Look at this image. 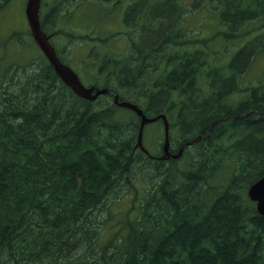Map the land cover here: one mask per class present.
<instances>
[{
  "label": "trees",
  "instance_id": "16d2710c",
  "mask_svg": "<svg viewBox=\"0 0 264 264\" xmlns=\"http://www.w3.org/2000/svg\"><path fill=\"white\" fill-rule=\"evenodd\" d=\"M84 1L93 0H58L42 12L41 25L47 32L62 22L71 28ZM95 1L103 8L111 2ZM154 1L130 7L126 0L124 25L132 32L151 29L186 12L179 0ZM223 3L218 13L226 38L264 18V0ZM137 6L143 15L134 12ZM176 30L149 52L130 35L137 57L105 61L93 86L110 89L150 117L165 114L171 143L180 145L175 153L209 133L185 148L181 158L193 154L187 168L180 158L145 155L137 147L136 114L115 105L111 94L94 102L75 95L37 47L43 64L26 80L0 81V264H264V216L247 197L248 187L264 177V78L258 85L238 83L254 58H264V24L248 30L260 35L223 68L208 65V44L197 54L157 62L181 39ZM157 65L173 66L153 78ZM163 97H172L171 105L161 107ZM145 160L149 175L158 173L149 182L158 178L157 184L131 202L121 236L101 242L94 215L120 200L110 196L118 185L134 183Z\"/></svg>",
  "mask_w": 264,
  "mask_h": 264
},
{
  "label": "rangeland",
  "instance_id": "374dc122",
  "mask_svg": "<svg viewBox=\"0 0 264 264\" xmlns=\"http://www.w3.org/2000/svg\"><path fill=\"white\" fill-rule=\"evenodd\" d=\"M114 1L111 0L110 4L120 3L121 0H116L117 3H114ZM143 1L140 0L137 5H142ZM134 2V0H130V7L134 5ZM150 2L152 4L155 3L154 0H150ZM163 2L165 4L175 5L173 0H164ZM44 3L46 11L50 6L56 7L58 0H44ZM179 3H183L184 5L182 8L183 11H186L184 14L170 15L172 16L170 18L171 20L160 24L161 26L158 23L152 25L151 29L139 26V28L135 27V30L132 32L131 26L129 27V25H124L123 23V17L129 9L123 12V8L120 9L118 6L108 5L107 8H103L102 5L104 4L96 2L95 0L92 2L84 1L78 6L77 11L71 18V28L67 27L63 22L60 26L55 24L56 30L63 28L70 32H66L70 36L59 33V36L55 38V44L62 59L80 74L79 77L82 83L89 87L95 83V79L99 76L98 69L105 61H113L114 59L116 61H122L132 55L135 58L137 57V51L133 48L134 46L130 35L137 37V41H135L136 44L138 43L137 46L145 48L149 52V48L155 42L158 44L161 43L163 36H170L175 28L177 30L181 28V39L178 40L175 46L171 45L167 49V52L163 55L164 59L162 56H158L156 58L157 62H163L170 58L174 59L185 53L197 54L204 51L208 44V53L210 55L208 57V65L223 68L231 62L234 54L241 47L247 42L252 41L255 36L260 35L259 31L248 33V30L264 24V18L253 21L247 24L244 30L238 29L232 37L226 38L225 34L227 31L223 23V17L218 13L219 9L225 7L223 0H180ZM21 6L22 0H12L7 13L4 12L1 19L0 41L2 46H4L0 51L1 82H5L11 78L15 79L16 77L26 80L27 75L36 70V65L43 64L42 58L34 51V47L27 48L21 44V38L26 43L30 42V36L27 34V31L29 33V28L27 22L24 20ZM105 9L108 12L106 17L104 16V19L102 15H104L103 12ZM140 10L141 8L137 6L134 12L142 13ZM178 18L182 21L181 23L177 21ZM53 28V25L49 26V29L52 30ZM243 32H247L249 38L243 37ZM14 33L17 34L13 35ZM152 34L154 36L148 39ZM218 35H221L222 38ZM103 37L109 41L105 43V39H99ZM186 41L188 42L187 44ZM167 47L168 45H166ZM254 60L248 73L240 78L239 85L243 87L258 85L260 80L264 78V58H254ZM237 62L238 58L235 60L236 64ZM173 65H169L167 71ZM165 67V65H157L154 73L151 70L153 78L164 75L163 73L166 71ZM102 77V75L99 77V82H102ZM209 79H212V77L210 76ZM100 86H104V84H100ZM120 94H127V91L122 90ZM164 100L165 97L162 98L161 107L171 105L172 97H168L165 102ZM67 108L65 107L64 109L67 110ZM163 142L164 130L161 123L157 122L145 128L144 145L151 154L156 156L161 155ZM179 146L176 147L174 143L172 144V148L175 150ZM192 156L190 154L186 156L185 154L183 158H180V166L187 168V164L192 160ZM148 167L151 168L152 165L148 164V162L146 163L145 160V165H140L139 167V173L134 183L130 186L118 185L115 192L110 196L112 201L121 196L120 200L114 202L109 208L103 207L94 215L101 222L99 233L101 242L108 244L113 237L119 238L121 236H119V229L123 225L121 218L128 214L129 208L132 206L131 202H133L135 197L141 198L157 184L158 178L149 182L158 173L154 172L150 176ZM153 168L155 169L154 166ZM138 202L141 205V201L137 200L136 204ZM253 204L256 206L255 203ZM108 209H110V213H108Z\"/></svg>",
  "mask_w": 264,
  "mask_h": 264
},
{
  "label": "water",
  "instance_id": "95a60500",
  "mask_svg": "<svg viewBox=\"0 0 264 264\" xmlns=\"http://www.w3.org/2000/svg\"><path fill=\"white\" fill-rule=\"evenodd\" d=\"M43 0H28L25 8L26 21L33 37L36 46L40 49L45 56L54 72L62 83L68 87L78 97L88 100L90 102L96 101L100 96L111 94L108 89L97 88L95 86H85L79 74L69 65L65 64L59 57L57 49L50 42L49 36L44 31L40 21V11L42 8ZM114 104L120 108L132 111L140 119L138 142L137 147L145 154H149V151L144 146V130L147 125L155 123L159 120L163 121L164 127V142L162 146L163 155L159 158L161 160L178 159L187 145H193L203 137H199L188 143H184L181 146L180 151L177 154L171 152V125L165 114H160L154 117H149L139 105L132 102L120 101L119 95L114 93ZM247 197L256 203L257 212L264 216V177L256 181L254 184L248 187Z\"/></svg>",
  "mask_w": 264,
  "mask_h": 264
},
{
  "label": "flooded vegetation",
  "instance_id": "af4514ba",
  "mask_svg": "<svg viewBox=\"0 0 264 264\" xmlns=\"http://www.w3.org/2000/svg\"><path fill=\"white\" fill-rule=\"evenodd\" d=\"M27 1H28V0H22V6H21V8H22V14H23V17H24V20H25V21H26V17H25V8H26V3H27ZM80 1H81V0H77V2H79V3H80ZM109 1H111V0H109ZM125 1H126V0H121L120 3H117V1L115 0L114 3H117V4H110V5L118 6V7H120V9L123 8V12H124V11H126ZM134 1H135V4L137 5V3H138L140 0H134ZM142 1H143V0H142ZM123 2H124V5H123ZM11 3H12V0H0V38H1V19H2L3 15H4V12L7 13V10H8V8L11 6ZM44 10H45V4H42L41 11L44 12ZM138 14H139V15H143V13H138ZM41 17H42V15L40 16V19H41ZM24 23H25V22H24ZM27 25H28V24H27ZM25 26H26V23H25ZM16 34H17V33H14L13 35H16ZM27 34L30 36V42H27V43H26V41H25L24 39L21 38V44H22L23 46L27 47V48H29V47H37L36 44H35V42H34V40H33V37H32V35H31L30 30H29V33H28V31H27ZM47 35L49 36L50 42H51V43L53 44V46L57 49L56 45H55L54 42H53L52 36L49 35L48 33H47ZM19 46H20V45H19ZM3 47H4V46H2V43H1V41H0V51L3 49ZM57 51H58V50H57ZM113 102H114V98H113ZM149 117H150V116H149ZM139 121H140V120H139ZM157 122L161 123L162 126H163V121H162V120H159V121H157ZM157 122H155V123H157ZM155 123H152V124H155ZM149 125H151V124H149ZM149 125H147V126H149ZM147 126H146V128H147ZM163 130H164V127H163ZM171 152H172V153H175V152H176L175 149L172 148V143H171ZM145 155H147L148 157H150V158H152V159H157V157H153L154 155H153V154H150V152H149V154H145Z\"/></svg>",
  "mask_w": 264,
  "mask_h": 264
},
{
  "label": "bare ground",
  "instance_id": "6f19581e",
  "mask_svg": "<svg viewBox=\"0 0 264 264\" xmlns=\"http://www.w3.org/2000/svg\"><path fill=\"white\" fill-rule=\"evenodd\" d=\"M105 89H108V88H105ZM108 90H109L110 92H112L111 95H113V94L115 93V92L111 91L110 89H108ZM116 94H117V93H116ZM107 95H108V94H107ZM118 95H119V94H118ZM113 97H114V95H113ZM119 100H120V101H127V100H121V99H120V95H119ZM127 102H131V101H127ZM200 137H203L202 139H204V138H208V137H209V133H207V135H206L205 137H204V136H200ZM198 138H199V137H198ZM196 139H197V138H196ZM202 139H201V140H202ZM194 140H195V139H194ZM192 141H193V140H192ZM199 141H200V140H199ZM199 141H198V142H199ZM189 142H190V141H189ZM184 143H188V142H184ZM184 143H183V144H184ZM196 143H197V142H196ZM183 144H182V145H183ZM182 145H181V146H182ZM190 146H192V145H187V146H185V147H184V150H185L186 147H190ZM180 149H181V147H180ZM184 150H183V153H184ZM179 151H180V150H179ZM179 151H178V152H179ZM178 152H177V153H178ZM177 153H174V154H177ZM183 153H182V155H183ZM182 155H181L179 158H181ZM179 158H178V159H179ZM249 200H250V199H249ZM250 201H251V200H250ZM251 202H252V201H251ZM253 203H255V202H253ZM255 204H256V203H255ZM255 207H256V206H255ZM258 214H259V213H258Z\"/></svg>",
  "mask_w": 264,
  "mask_h": 264
}]
</instances>
